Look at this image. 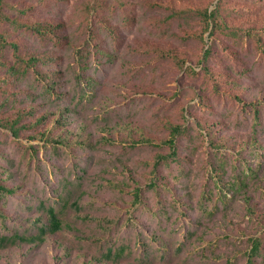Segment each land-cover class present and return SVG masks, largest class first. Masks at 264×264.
Listing matches in <instances>:
<instances>
[{
  "label": "rangeland",
  "instance_id": "1",
  "mask_svg": "<svg viewBox=\"0 0 264 264\" xmlns=\"http://www.w3.org/2000/svg\"><path fill=\"white\" fill-rule=\"evenodd\" d=\"M123 1L0 6L1 59L17 48L30 64L26 78L0 80V183L12 189L0 198V264H264V128L245 111L253 103L264 123V0L222 1L236 8L225 24L254 34L229 56L211 21L181 18L218 0ZM39 77L54 79L48 94ZM173 125L191 141L153 170ZM253 149L259 170L232 194L233 164L253 167ZM47 205L53 233L40 232ZM250 238L262 239L258 254Z\"/></svg>",
  "mask_w": 264,
  "mask_h": 264
},
{
  "label": "trees",
  "instance_id": "2",
  "mask_svg": "<svg viewBox=\"0 0 264 264\" xmlns=\"http://www.w3.org/2000/svg\"><path fill=\"white\" fill-rule=\"evenodd\" d=\"M222 1L223 0H218L217 1V5L215 8H213L212 10H208L206 8L204 9H190L188 11H183L181 13V18H183L184 20H187L188 18H198L199 20H202L204 22V24H206V27L208 26L209 21L212 22V30L214 31L215 29H218L219 31H221L223 34H225L226 38L232 40V43L234 44L235 49L227 52V56H229L231 54V52L234 54L236 50H241V49H245L246 48V43L248 40H252L253 39V32L247 30L245 33H241L239 32L235 27H231L227 24H225L224 20L221 19L222 15L221 12H224V16H230L231 13L233 11L236 10V8H231V10H229V8H222ZM253 3V0H250ZM91 4L89 5V9L93 10V12L97 10H100L102 7H105L107 5L108 2H110V5H113L114 2L118 5H121L124 3L123 0H91ZM255 2L257 3H261L263 2V0H255ZM3 0H0V6L2 5ZM221 5V6H220ZM176 13V12H174ZM171 13V14H174ZM0 14H1V9H0ZM93 15H95L93 13ZM89 17V15H88ZM106 16L104 14H102L100 16L99 19L101 18H105ZM1 19V16H0ZM258 41V45L260 47L259 51L261 53V55L264 57V47L262 44H260L259 39H257ZM7 45V40L6 38L1 34L0 32V68H3L4 71V75L1 77L0 80H6V76L5 74H9V75H14V78L19 79V78H26L25 77V72H27V70L30 68V64L28 65L26 62L27 60H24L18 53H17V48L13 49L12 52V56H13V60L11 63L8 62H4L1 59V50L3 46ZM211 53V47L208 46L205 49H203L202 51V59H201V63L203 64L202 68H206L205 72L210 73V70L208 69V65L206 64L207 60H208V56ZM238 53L236 52V55ZM8 63V64H7ZM24 70H26L24 72ZM24 72V74H23ZM188 72L191 74H196L197 71L194 68H189ZM75 77H78V73L75 72ZM39 80H44L43 78L39 77ZM212 79V76H211ZM45 82L42 83L40 85V92H44L46 94H48V90L51 87H54L55 81L54 79H50V80H44ZM91 81V79H90ZM212 83V81H211ZM210 83V87L214 86L213 84L211 85ZM79 92V96H82L84 93L80 90H78ZM245 111H247L249 114H251V120L253 122V127L258 128V129H262L264 128V123H262L259 119V110L257 108L256 105L249 104L248 105V109H246ZM170 131H171V137H169V139H166L165 145L168 147L169 151L166 155H163L162 153H156L155 155V159H154V168L153 170H156V168L160 165L164 166L166 164H168L169 162H176L178 161V140L179 139H184L186 136H188V142L191 141V137H189L188 135V128H181L180 126H176L173 125L170 127ZM206 138L208 141V144L210 145L212 142L210 133L207 132L206 134ZM184 146H188L189 144H187V142H184L183 144ZM252 157L255 160V164L252 166L245 164L243 161H239L238 159H236V161H238V164H233V166L235 167V173H234V182L235 183H229V181H226V185H229L230 188L229 190L232 192V194H236L237 190L240 188H244L247 186V184L253 180V176H255V174L257 173V171L259 170V159H260V154L258 153V151L256 149H253L252 152ZM219 158V159H218ZM217 161L215 162V165L217 164L220 166H223V164L226 163V159L223 157V155L217 156ZM218 186V185H217ZM135 192H133L134 194V198L138 197V188H134ZM10 194L12 193V189L4 186L3 184L0 183V198L2 197L3 194ZM224 197V196H223ZM223 197H219V199H222ZM63 203L60 205L61 208H63ZM214 209H217V206L214 207ZM44 210H46L47 213V217L49 220L48 226L46 225H42L46 228H42L40 229V232H55L56 230H58L60 228V221L59 218L57 217V210L56 207L54 205H47ZM212 212V211H210ZM5 237H0V240H4ZM262 244V239H256V238H250V248L248 250V255H250V253H256L258 254L259 248ZM111 251V248H108V253ZM115 255L120 253V250L118 251H114Z\"/></svg>",
  "mask_w": 264,
  "mask_h": 264
}]
</instances>
